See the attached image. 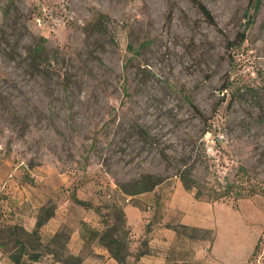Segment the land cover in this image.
I'll return each mask as SVG.
<instances>
[{
    "label": "rangeland",
    "instance_id": "1",
    "mask_svg": "<svg viewBox=\"0 0 264 264\" xmlns=\"http://www.w3.org/2000/svg\"><path fill=\"white\" fill-rule=\"evenodd\" d=\"M185 170L205 201L230 184L257 194L217 202L264 208V0H0V195L56 186L104 232L127 205L118 185L161 176L132 197L147 237L195 196ZM127 229L125 264L161 253L130 226L113 238Z\"/></svg>",
    "mask_w": 264,
    "mask_h": 264
},
{
    "label": "crops",
    "instance_id": "2",
    "mask_svg": "<svg viewBox=\"0 0 264 264\" xmlns=\"http://www.w3.org/2000/svg\"><path fill=\"white\" fill-rule=\"evenodd\" d=\"M56 192V186L19 185L11 181L7 192L0 195V223L5 226L19 225L32 232L40 217L46 213L50 215L37 230L40 242L52 253L32 264H62L60 257L78 259L76 264H120L100 243L103 232H100L99 219L74 216L75 210L88 208L76 204L74 198L87 201L79 199L77 194L73 199L58 200ZM183 196L177 209L173 207L171 215L157 224L154 234L147 235L152 246L161 248V253L156 257L143 256L137 264H253L257 247L264 240V208L260 203L254 205V201L243 200L235 207L223 202L197 200L187 193ZM135 203L137 201L128 198L123 211L133 237L138 240L144 236L145 225L140 205ZM88 209L98 213L94 205ZM178 226L196 228L205 234L212 232L214 238H191L178 233L175 230ZM67 228L70 230L65 236L62 231ZM86 230L96 234L90 237ZM194 240H198L196 247L182 248L186 242L191 245ZM0 264L12 263L0 252Z\"/></svg>",
    "mask_w": 264,
    "mask_h": 264
},
{
    "label": "trees",
    "instance_id": "3",
    "mask_svg": "<svg viewBox=\"0 0 264 264\" xmlns=\"http://www.w3.org/2000/svg\"><path fill=\"white\" fill-rule=\"evenodd\" d=\"M205 14L211 17L210 13L205 10ZM42 51V47H38L33 51V54L37 55ZM182 184L187 191L196 190L195 199L205 201V193L202 191L200 185L191 177L189 170L180 172L179 174ZM165 178L161 176L148 175L140 181L133 183H126L118 185V189L126 197L132 198L140 194L150 193L156 190L157 187L165 182ZM257 194L256 189L246 190L243 187L227 184L223 189H211L208 193V202H217L222 198L230 197L235 195L236 199H246L253 197ZM133 201V198L131 199ZM76 204L91 207L89 203L79 201L74 198ZM111 211L115 216V222L112 227L107 229L101 234L100 243L106 247L111 255L120 263L123 264L125 258L128 254V243L125 242L127 239V234L129 230H125L123 238L114 239L113 233L117 231L118 227L127 228V217L123 209H119L116 204L111 205ZM1 216V215H0ZM50 215L45 214V216L37 221L36 229L32 232L26 231L23 227L19 225L5 226L0 223V252L5 255L12 264H32L42 260L52 251L47 247L43 246L40 242L38 235V228ZM178 233H182L190 236L191 238H196L197 233L200 231L196 228H189L186 226L175 227ZM189 232V234H188ZM86 233L93 237L96 234L95 231L86 230ZM260 243L257 247L259 249ZM256 250V251H257ZM54 257H57L54 255ZM59 258V257H58ZM62 264H76L79 262L78 259L72 260L71 258L60 257Z\"/></svg>",
    "mask_w": 264,
    "mask_h": 264
},
{
    "label": "built area",
    "instance_id": "4",
    "mask_svg": "<svg viewBox=\"0 0 264 264\" xmlns=\"http://www.w3.org/2000/svg\"><path fill=\"white\" fill-rule=\"evenodd\" d=\"M12 179V175L9 176ZM5 189V184L2 186V190ZM253 264H264V241L260 243L259 249L255 252L253 256Z\"/></svg>",
    "mask_w": 264,
    "mask_h": 264
}]
</instances>
